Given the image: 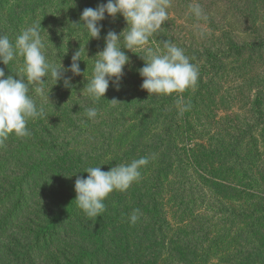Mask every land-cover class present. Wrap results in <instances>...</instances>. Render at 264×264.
<instances>
[{
	"label": "trees",
	"instance_id": "1",
	"mask_svg": "<svg viewBox=\"0 0 264 264\" xmlns=\"http://www.w3.org/2000/svg\"><path fill=\"white\" fill-rule=\"evenodd\" d=\"M66 2L67 11L56 15L58 21L70 18L71 25L77 24L74 26L81 29L83 47L87 52H82L81 59L84 61L79 64L81 72H86L85 76L90 79L94 62L91 58L104 50L107 33L114 31L119 35L127 23L122 15L114 19L105 14V19L100 22V38L91 39L83 25H79L81 14L85 8H96L108 0ZM258 3L259 0H171L167 9L168 20L161 30L150 38L143 49L137 48L134 53L124 50L130 62L118 83L110 81L105 101L98 102L101 112L109 113L99 126L112 124L116 146L124 156L132 158L129 163L142 156L149 158V164L141 169L146 176L141 177L154 185L155 195L159 192L155 198L168 205L175 198L180 200L178 217H175L176 211L170 209V219L175 217L174 226L185 237L195 240L197 250L212 251L211 264H264V62L257 63L247 75H241L243 82L248 80L246 88L230 90L219 83L222 77L227 78L228 73L241 71L237 67L245 65L243 57L258 43L239 44L231 36L228 38L230 32H244L246 27L236 26L237 16L250 4L249 11L254 10L255 13ZM190 5H203L200 17L190 11ZM262 13L264 15V7L259 15ZM217 17L225 20L219 22L215 20ZM49 21H52V16L45 22ZM254 29L261 33V46H264V30L260 27ZM167 40L184 50L198 69V79L194 87L183 93L150 96L141 87L143 78L138 70L145 63L141 57L147 56L148 49L156 51L157 46L163 49V42ZM85 76L72 77L71 88L74 91L85 87ZM68 78L63 76L58 85ZM232 91L236 93L231 94ZM227 95L232 97L225 102ZM113 99L120 103L112 105L109 101ZM87 100L89 107L95 105L88 97ZM66 102L68 105L69 101ZM222 108L233 115L225 125L218 120ZM206 113L207 120L204 117ZM199 115L206 123L200 136L198 132L201 128L195 125ZM160 148H164V154L157 157ZM166 152L176 162L167 161ZM161 183H169L168 186L175 189L167 192L164 190L167 186L163 187ZM156 185L163 188H156ZM140 186L135 185L128 193H118L117 199L121 204L136 202L151 207L154 203L148 199L151 196L146 195ZM204 190L207 193L203 195ZM73 207L74 201L69 205L70 210ZM153 211L158 219L166 215L169 223L165 210L153 208ZM223 220L227 226H220L218 229L223 233L219 234L214 229L218 224L222 225ZM216 221L221 222L214 224ZM44 224H40L37 236L53 228V224L49 223L47 228L42 229ZM94 236L101 246L108 243L101 231ZM47 243L48 247L54 246L53 240ZM192 245L184 243L174 250L181 264L187 263L184 255ZM80 253L76 261L79 263L95 257L87 249ZM71 260L68 264H76Z\"/></svg>",
	"mask_w": 264,
	"mask_h": 264
},
{
	"label": "rangeland",
	"instance_id": "2",
	"mask_svg": "<svg viewBox=\"0 0 264 264\" xmlns=\"http://www.w3.org/2000/svg\"><path fill=\"white\" fill-rule=\"evenodd\" d=\"M66 3V0H0V33L14 41L23 27L39 22L48 58L56 64L62 60L67 69L71 65L73 53L80 44L83 47V43L81 29L71 25L73 22L70 18L58 21L56 14L67 11ZM250 5L242 14L239 13L236 20V26L246 27L244 32H230L228 38L231 36L239 44L258 43L243 57L245 65L237 67L241 71L228 73L227 78L219 80L225 89L246 88L248 80L243 82L241 75H247L257 63L264 62L261 33L254 29L260 27L264 30V15H259L264 3L259 0L255 13L254 10L249 11ZM200 8L203 9V5ZM51 16L52 21L46 23ZM215 20L220 22L225 19L217 17ZM22 64L23 59L20 58L7 66L0 63V68L6 76L15 77ZM63 76L69 77L70 87H66L65 83L55 85V81L49 77L46 78L48 82L44 85L43 98L30 91L37 106L42 105L44 108L43 116L29 120L27 128L31 134L24 138L9 135L0 143V264H68L70 259L76 264H181L174 250L181 248L184 243L193 244L184 255L186 264H211L212 251L197 250L199 248L195 240L185 237L174 226L177 221L175 217L181 210L180 200L175 198L168 205L160 198H155L159 192L155 195L154 185L145 182L142 177L130 188L140 184L146 195L151 196L148 199L154 202L151 207L148 208L146 203L121 204L117 199L121 192H113L105 201L106 211L98 218H88L78 209L75 175L86 179L88 174L84 170L88 167L102 165L101 170L107 172L118 164L129 163L132 158L124 156L117 148L112 124L99 126L109 113L101 112L96 103L93 107L97 108L98 115L94 120H88L84 116V109L90 106L87 96L80 95L82 89L74 91L71 88L72 77L76 75L68 71ZM235 93L232 91L231 94ZM231 97L227 95L225 102L230 101ZM66 101H69L68 105ZM232 116L230 111L222 108L218 120H221V125H225ZM204 117L207 120L208 113ZM205 120L199 115V120L195 121V125L201 128L199 136L205 128ZM162 154L164 148L158 150L157 157ZM165 156L167 161L176 162L173 157H168L167 152ZM181 159H184V153ZM141 174L146 176L144 171ZM161 184L167 186L164 188L167 192L175 189L174 186H168L169 183ZM163 187L156 185V188ZM129 189L122 193H128ZM206 193L204 190L203 195ZM72 201L74 207L70 210ZM153 208L165 210L169 223L166 215L155 218ZM134 209H139V219L133 225L129 222V216ZM170 209L176 211L175 217L171 219ZM217 222L221 221L214 224ZM41 223H45L42 229L47 228L49 223L53 224V228L37 236ZM221 223L215 225L214 229L219 234L223 232L218 228L227 226L224 220ZM98 231L104 233L108 240L106 246L97 242L94 235ZM52 240L54 246L48 247L47 242ZM86 249L94 253L95 257L76 262L80 251Z\"/></svg>",
	"mask_w": 264,
	"mask_h": 264
},
{
	"label": "clouds",
	"instance_id": "3",
	"mask_svg": "<svg viewBox=\"0 0 264 264\" xmlns=\"http://www.w3.org/2000/svg\"><path fill=\"white\" fill-rule=\"evenodd\" d=\"M170 6L171 0H108L106 4H100L96 8H85L79 25H83L91 39L100 38V22L105 19V14L114 19L122 15L127 23V27L119 35L114 31L107 33L104 50L91 58L94 62L90 79L85 76L86 72H81L79 64L84 61L81 54L86 48L80 44L67 69L62 60L59 64L52 62L46 53L39 22L23 27L14 41L8 35L0 33V63L7 66L14 60L23 59L20 71L15 74L19 79L13 75L6 76L5 71L0 68V143L9 135L24 138L31 134L27 124L29 120L43 116L44 108L42 105L37 106L29 93L31 91L43 98L44 85L48 82L46 78L50 77L57 85L65 72L70 71L76 76L84 75L87 83L80 95L87 96L93 104L105 98L110 81L118 83L125 66L130 62L124 50L134 53L135 49H143L149 44L150 38L168 20L167 9ZM189 7L195 16H201L198 5ZM163 45V49L157 46L156 51L148 49L147 56L141 57L145 62L138 70L143 78L141 87L150 96L183 93L194 87L198 79L197 67L190 62L182 48L169 40L164 41ZM64 83L66 87L71 86L69 79H64ZM109 102L112 105L120 103L115 99ZM97 115L95 107L84 109V116L88 120H94ZM148 164L149 158L142 156L130 163L118 164L107 172L101 170L102 165L88 167L84 170L88 174L86 179L75 175V201L78 209L88 218L100 217L106 211L105 201L110 194L126 192L133 183L141 179V169ZM138 219L139 209H134L129 222L134 225Z\"/></svg>",
	"mask_w": 264,
	"mask_h": 264
}]
</instances>
